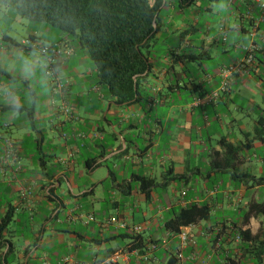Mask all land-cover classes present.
I'll use <instances>...</instances> for the list:
<instances>
[{
  "label": "crops",
  "instance_id": "crops-1",
  "mask_svg": "<svg viewBox=\"0 0 264 264\" xmlns=\"http://www.w3.org/2000/svg\"><path fill=\"white\" fill-rule=\"evenodd\" d=\"M254 2L256 4L246 0H230L229 6L237 5L232 17L234 26L223 25L220 28L223 32L222 43L214 36H207L203 40L204 61L199 65L201 73L197 75L200 81L189 74L188 67L186 73L181 71L178 75V78L188 82L181 92L190 94L191 102L185 105L171 102V95L180 91L177 88L171 91L172 72L158 69L151 81L152 86L145 82L151 88L153 103L148 104L146 109L141 105L122 107L125 114L118 115L117 112L115 123L108 120V113L112 107H121H110L106 103L104 106H109L106 115L100 106L96 108L93 95L98 94L100 97L97 99L101 103L104 96L100 89L91 90L93 69L84 68L88 62L86 55L75 51L69 61L54 66V77L51 78L47 74V58L40 48L59 41L50 42L42 38L18 15L13 16L12 23L25 29L22 34L13 37L10 29L0 27V217L2 219L8 211H13L16 229L8 227L3 233L5 239L15 247L10 261H14V264H169V259L176 257L180 251V243L177 236L166 230L165 224L174 217L175 211L196 203L210 206L213 221L189 227L197 245L185 247L182 250L184 258L176 264H227L231 261L232 264H264V256L258 257L256 254L264 253V242H261L264 240V208H258L264 204V152L260 156L257 152L250 154L253 149L260 150L262 147L261 151H264V143L256 142L245 148L244 144L253 138L252 132L255 134L258 118L252 119L254 128L249 131L243 120L233 117L230 111V105L234 102V82L241 79L247 82L254 78L258 88L264 86V11L260 7L264 2ZM204 10L212 11V5H206ZM2 11L6 12V17H10L9 9L0 6V14ZM175 25L177 35L190 29L183 19ZM25 33L27 35L24 36ZM162 34H158V39ZM234 34L235 41L230 42ZM30 37L35 40L31 45H26ZM191 39L192 35L189 34L181 40L178 53L196 51L194 43L189 44ZM252 42L262 50L256 62L248 70L234 76L229 92L220 99L197 106L196 102L202 95L212 94L220 88L221 67L242 60L243 47ZM215 48L219 49L225 62H221L211 74L205 61L212 59ZM226 58L230 59L229 62ZM25 60L31 62L30 72H25ZM166 61L169 62L168 59ZM179 68L185 69V65L179 64ZM56 79L69 81L65 92L55 93L53 81ZM196 84L202 86L196 87ZM157 95L164 98L157 100ZM75 98L77 111L73 118L63 115L64 121L55 119V116H60L57 105L61 103L63 109L71 105ZM82 101L87 102L84 105L90 104L88 108H93V112H85L90 114L88 117L82 116ZM159 106L167 107L168 116L147 119V110L153 112ZM248 106L258 108L257 117L264 111L254 99ZM221 108L227 110L228 114L222 112ZM234 110L238 113L244 111L238 106ZM31 112L34 113L33 120L29 115ZM102 120L113 130L114 136L100 122ZM69 126L72 132L84 131L83 134L78 133L80 135H77L74 145H70L62 135ZM107 134L110 136L108 140ZM8 139L15 143L14 156H7ZM101 141L105 142V147L101 146ZM228 144L237 147L235 156L228 151ZM127 147V155L116 157ZM104 149L110 154L100 168L105 170L107 177L90 183L74 179L75 165L87 169L85 159L99 155ZM60 152L66 157L63 158ZM75 153L77 155L74 157ZM67 155L73 160H69ZM44 157L48 159L45 167L39 160ZM157 166L162 167L161 172H157ZM166 166L169 169L166 170ZM111 170L116 174L117 182L110 177ZM157 174H160L161 183ZM69 175L72 177L69 178ZM139 175L157 182L149 198L140 191L134 178ZM173 176L184 178L172 181ZM64 181L77 192L59 195L58 188ZM107 181L110 183L108 191L103 186ZM118 184L123 186L118 187ZM169 187L173 189L174 198H170L166 191ZM29 188H33V193L28 191ZM93 189L94 193L88 197L91 202L102 205V209L101 213L95 210L86 212L89 218L87 230L79 233L71 228L60 229L63 224L83 221L84 212L79 202L87 197L81 195ZM157 191L163 192L164 196L157 194ZM117 195L121 196L119 201L115 199ZM131 197L136 199V204L132 206L128 205L127 200ZM122 203L124 208L129 209L121 213L119 206ZM145 203L152 214H143L144 222L137 224L139 205ZM70 204L72 208L67 209ZM108 206L116 212L109 213ZM251 210V218L244 223L243 217ZM123 223L127 225L126 228L120 227ZM138 225H144L140 234L132 230ZM240 228L250 230L251 236L257 237L262 244L252 247L251 251L243 246L236 233ZM131 236L140 239L135 242ZM67 237L71 239L67 241ZM16 238L19 242H16ZM117 238L129 240L123 247L108 246ZM156 241H161V248L150 252L149 246ZM162 242H166V245L162 246ZM67 247L74 252L66 254ZM8 248L1 251L7 252ZM118 254V261L111 262Z\"/></svg>",
  "mask_w": 264,
  "mask_h": 264
},
{
  "label": "trees",
  "instance_id": "trees-1",
  "mask_svg": "<svg viewBox=\"0 0 264 264\" xmlns=\"http://www.w3.org/2000/svg\"><path fill=\"white\" fill-rule=\"evenodd\" d=\"M196 3H198L197 0H0V6L6 7L23 19L30 22H45L57 28L64 36L55 44H62L73 51L72 56L67 61L74 56L75 51H80L86 55L93 69L94 82L91 90H102L104 102L109 104L110 107L141 105L145 109L148 104L153 103L154 99L151 88L147 87L145 82L152 86L151 81L158 69L172 72L171 91L177 88L180 91L179 94H182L181 91L186 89L188 82L184 78H178L180 72L186 73V68L191 63L203 64V41L199 46L193 45L196 51L184 50L182 53H178L180 44L163 49L164 45L168 43L167 37H169L170 28H174L170 34L174 37H171L178 36L180 42L189 34L193 36L199 33V28L193 25L190 29L177 35L176 25L174 21L170 24L171 18L167 15L168 11L166 10L174 7L182 13ZM161 32L166 34L167 37L159 44L158 34ZM171 37L169 38L171 39ZM30 40L33 42L35 38L30 37ZM190 43H193L192 39L189 40ZM243 52L245 57V51L243 50ZM261 52L262 50L256 54L255 62ZM179 64H184L185 69L180 71ZM195 86L201 87L202 85L196 84ZM67 88L66 86V90ZM209 94L202 95L200 99ZM88 110L93 112V108H88ZM29 115L33 120L34 113L31 112ZM32 124L34 125L33 121ZM256 142L264 143V111L259 114L256 121L253 138L248 139L244 147L252 146ZM101 144L105 147V142ZM227 149L231 151L232 156L237 153V147L232 144H228ZM233 151L235 152L233 153ZM128 153L129 148L127 147L116 157H122ZM109 154L104 149L99 155L91 159H85L87 170L93 172L102 167L104 165L103 160ZM39 160L45 167L48 159L44 157ZM233 160L232 158L231 161ZM110 177H114V182H117L116 174L112 170L110 171ZM250 177L247 176V178ZM134 178L139 184L140 191L149 198L152 187L157 185L156 180L142 175ZM183 178V176H173L172 181H180ZM117 186L122 187L123 185L118 184ZM93 193L94 189L84 193L81 197H88ZM258 208L263 209L264 204ZM252 212L253 210L248 211L243 217L245 218L244 223L249 221ZM13 218V211L10 210L0 220V251L9 247L7 252L1 251L0 264H14V261H10L9 257L15 252V247L3 236L5 230L13 222ZM211 221L213 220L210 206L195 203L175 211L174 217L166 222L165 228L169 233L177 236L184 228ZM236 233L241 238L242 245L247 246L250 251L252 247H259L264 242L263 240L262 243H259L257 237L251 236L250 230L240 228ZM131 238L135 239V242L140 239L135 236H131ZM159 242L161 243V241L155 243ZM140 243H143L142 239ZM160 248L161 246L157 250ZM256 254L258 257L264 256V253L261 252ZM178 260L180 259L176 255V257H171L168 263L176 264ZM227 264H232V261Z\"/></svg>",
  "mask_w": 264,
  "mask_h": 264
},
{
  "label": "rangeland",
  "instance_id": "rangeland-1",
  "mask_svg": "<svg viewBox=\"0 0 264 264\" xmlns=\"http://www.w3.org/2000/svg\"><path fill=\"white\" fill-rule=\"evenodd\" d=\"M198 3L192 5L191 7H189L187 10H185L184 12H178L174 7H171L170 9L166 10L168 11L167 15L170 16L171 21H174V24L179 23L182 19L186 22L187 25H189V27L195 25L199 28V33L195 34L192 36V41L194 46H199L201 45L202 41L207 37L210 36L211 37H216V39L222 43L223 40V32L220 29L223 25L225 26H229V27H233L234 26V21H233V12L236 9L235 4L229 6L230 0H197ZM249 1L252 4H256V2H254V0H246ZM262 2H264V0H260ZM211 4L212 5V11H205L204 8L206 7V5ZM222 4H226L227 7H221ZM240 5V4H239ZM4 9V7H2ZM244 10V8H243ZM5 11V10H4ZM2 11V14H0V27L4 30H9L11 36H18L19 33H23L25 31V29L22 26H17L16 24L12 23V19L13 16L16 15L15 13H13L11 11L10 17H6L4 14L6 12ZM178 15V16H177ZM230 18V21H229ZM24 23H26L27 25H30L33 30H36L38 32V34L50 41V42H55V41H59L61 40L62 35L60 33V31L57 28H54L52 26H50L49 24L45 23V22H30L28 20H23ZM247 23V22H246ZM247 27L249 26L248 23L246 25ZM171 30L173 29H169L168 35L169 37L173 36L170 35L171 34ZM208 34V35H207ZM27 35V33L24 34V36ZM235 35H232L230 37V42H234L235 41ZM166 34H162V37L158 39V43L162 42V40L166 39ZM167 37L168 39V45L165 44L163 49H168L169 47H173L176 44H180V41L178 40V36H175V38L171 37V39ZM248 38V37H247ZM160 44V43H159ZM162 49V50H163ZM230 59L226 58V61L229 62ZM221 62H225V60L222 58L219 49H214L212 51V59L205 61V66L206 68H208L207 70L209 71V73L213 74L214 71L217 69L218 65L221 64ZM200 64L199 63H191L188 67H189V74L191 76H196L199 74L200 75ZM85 69L91 68V62L88 58V62L86 64V66L84 67ZM179 70L181 71V69L179 68ZM65 72V71H64ZM198 80L200 81V77H197ZM245 79H241L240 81L234 82L233 83V90H234V102H232V104L230 105V111L232 113V116L235 118H239L243 120V123L247 126V129L249 131H253L254 128V121L252 119H256L258 118V108L257 107H251L249 108V102H253V99L255 100V102L258 104V106L260 108H264V86L258 88L257 83L255 82L254 78L252 79H248L247 82L244 81ZM63 81V80H62ZM67 81V80H66ZM64 82L65 85L68 87L69 86V81ZM77 94V93H75ZM184 95H180V94H172L171 95V102H177V103H181V104H186V102H191L192 101V96L188 93H183ZM96 96V97H95ZM95 101H96V108L97 107H101V109L104 111V114L106 115L108 113L109 110V106H104L106 105L105 102L100 101V99H97L99 97L98 94L93 95ZM153 97V96H152ZM161 98H164V96H158L157 95V100H160ZM85 101H82V105L80 106V110L82 113L83 117H88L90 114H85V112H89L88 110V104ZM79 104V103H78ZM103 105V107H102ZM77 106V98H75V101L71 102V105L65 106L66 108L61 107V103L59 105H57V111L59 112V117L57 115V117L55 116V119L57 120H65L64 116H68L73 118L72 115H74V112L77 111V108H75ZM241 107L242 109H244V111L242 113H238L237 111H235V107ZM124 108V107H123ZM121 108H115L112 107L108 113V120L113 121V123H115L117 120V112H119L118 115H123L125 114V109ZM222 112L225 111L228 114V111L221 108ZM68 113H66V111ZM168 116V109L167 107H157L155 109V111L153 112H147V119H154V118H164ZM91 117H94L93 115H91ZM95 118V117H94ZM52 119V118H51ZM108 130V132L110 134L113 133V130L110 129L109 126H107L105 124V122L102 120L100 121ZM77 123V122H76ZM77 126V125H76ZM73 129H71V127L69 126L67 130H65V133L62 132V135H64V139L65 140H69V144L70 145H74L77 142V135L83 134L84 131L83 130H79L78 134L77 130L76 132H72ZM238 132V129H236V133ZM239 135V134H238ZM254 136V133L252 132L251 137ZM79 138V137H78ZM107 139H110L109 134H107ZM11 140V139H9ZM79 140V139H78ZM243 141L246 142V140L244 138H242ZM80 141V140H79ZM80 146V145H79ZM263 148V147H262ZM262 148L259 149H253L250 154L254 155L255 152H257V155L260 156V153L264 152L261 151ZM84 151V150H83ZM82 151V152H83ZM35 153V152H34ZM63 158L66 157V154L64 153H59ZM77 155V153H75L74 157ZM34 156H37V154H34ZM68 157V155H67ZM73 157V158H74ZM69 158V157H68ZM73 160L72 158H69V160ZM76 167V174L74 175V179L81 181L82 183H90L92 180H98L100 178H104L107 177V174L105 173V170L103 168H100L96 171H94L93 173L88 171L85 167L83 166H78L77 164L75 165ZM157 172H161L162 171V167H156ZM169 169V166H166V170ZM72 176L69 175V178H71ZM157 179L158 182L161 183V177L160 174H157ZM250 184H252L253 182H249ZM103 186L107 189V191L109 190L108 188L110 187V183L107 181L103 184ZM28 191H30L31 193H33V188H29ZM167 193L170 195V198L173 197V189H171L170 187L166 190ZM76 193L77 190H73L72 186L70 184H68L67 182H62V186L58 188V194L62 196L65 194H69V193ZM157 194H160V196H164L163 192L161 191H157ZM106 196V195H105ZM107 198V196H106ZM174 198V197H173ZM115 199H117L118 201L121 199L120 195H117L115 197ZM108 200V199H107ZM128 205L132 206L135 203V197H131L128 198ZM79 206H82L83 212H84V219L83 221H75L74 223H67V224H63L60 226V229H65V228H71L72 230H76L79 233L80 232H85L88 228L89 225V218L86 215V212L90 213L93 210H95L96 213H101L100 210L102 209L101 206L98 202H91L90 197L87 198H82L79 202ZM140 206V212L137 213V219H136V223L137 224H142L144 222V219L142 217L143 214H148V216H151V211L148 210L146 203L145 204H141ZM160 207V206H159ZM158 207V208H159ZM72 206L70 204L69 208L67 209H71ZM109 210L108 212L111 214H114L116 211L115 209H112L110 206L107 207ZM129 208H124V204L122 203L119 206V210L122 213L123 211L128 210ZM1 219V217H0ZM88 224V225H87ZM141 226V225H139ZM144 227V225H142ZM9 228H14L16 229V225L15 222H12L9 226ZM120 233V232H119ZM147 236V235H146ZM17 239V238H16ZM67 241L71 238L67 237L66 238ZM129 239H120L117 238L116 240L112 241L111 243L108 244V246L114 247V248H118V247H123L126 242H128ZM16 242H19V239H17ZM68 244V243H67ZM69 246V244L67 245ZM72 248V246H71ZM74 251L72 249H66V254H70L73 253Z\"/></svg>",
  "mask_w": 264,
  "mask_h": 264
},
{
  "label": "built area",
  "instance_id": "built-area-1",
  "mask_svg": "<svg viewBox=\"0 0 264 264\" xmlns=\"http://www.w3.org/2000/svg\"><path fill=\"white\" fill-rule=\"evenodd\" d=\"M260 7L264 11V3L260 4ZM26 45H31L32 41H26ZM41 53L47 58L48 61V76L53 78L54 77V66L57 63H63L67 61L71 56L73 51L69 48L64 47L62 44H53V45H43L41 48ZM243 50L245 51V57L237 61L236 63L230 64V65H225L220 69V77H221V86L220 88L215 91L212 94L207 95L203 99L197 100L196 104L201 105L204 102H210L213 100L220 99V97L226 93L229 92L232 80L234 76L248 68H250L254 62H255V56L256 54L261 50V47L257 45L255 42H252L246 46L243 47ZM54 83V90L55 93H63L66 91V85L61 79H56L53 81ZM63 108H66L65 106ZM66 111V110H65ZM66 113H68L66 111ZM6 146H7V156H11L13 154L14 156V148H15V143L13 140H7L6 141ZM121 228H126L127 225L125 223L120 225ZM132 230L135 233H141L143 230L142 226H134L132 227ZM177 238L180 243V251L177 253V256L180 260L184 258L182 250L187 247V246H196L197 243L196 241L192 238L191 236V231L189 228H184L182 229L181 233L177 235ZM240 240L241 238L238 237ZM166 245V242H162V246ZM159 243H153L149 246V251H156L159 248ZM120 258V254L115 255L114 258L111 260V262H117L118 259ZM69 259L67 258L66 261ZM147 260V258H145Z\"/></svg>",
  "mask_w": 264,
  "mask_h": 264
},
{
  "label": "clouds",
  "instance_id": "clouds-1",
  "mask_svg": "<svg viewBox=\"0 0 264 264\" xmlns=\"http://www.w3.org/2000/svg\"><path fill=\"white\" fill-rule=\"evenodd\" d=\"M221 7L226 8L227 5L226 4H222ZM24 67H25V72H30L31 71V62L28 61V60H25Z\"/></svg>",
  "mask_w": 264,
  "mask_h": 264
},
{
  "label": "water",
  "instance_id": "water-1",
  "mask_svg": "<svg viewBox=\"0 0 264 264\" xmlns=\"http://www.w3.org/2000/svg\"><path fill=\"white\" fill-rule=\"evenodd\" d=\"M155 26H156V24H155Z\"/></svg>",
  "mask_w": 264,
  "mask_h": 264
}]
</instances>
